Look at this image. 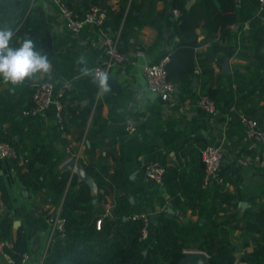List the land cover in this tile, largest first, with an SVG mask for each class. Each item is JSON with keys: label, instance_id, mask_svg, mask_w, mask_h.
Wrapping results in <instances>:
<instances>
[{"label": "crops", "instance_id": "obj_1", "mask_svg": "<svg viewBox=\"0 0 264 264\" xmlns=\"http://www.w3.org/2000/svg\"><path fill=\"white\" fill-rule=\"evenodd\" d=\"M189 1L192 5L196 0H187V3ZM124 2L101 0V5L116 14L122 9ZM72 3L76 11L86 8L83 0H74ZM171 3L172 0H137L132 19L134 22L130 27L126 28L123 35L120 29L111 30L119 33L122 50L132 53L133 57L130 63L113 66L109 70L110 91L104 93L99 86L94 92V82L90 84L87 81V77H94V72L85 76L81 71L85 67L93 70V66L105 58L104 38L97 26L87 25L79 32H71L55 3L50 0H30L28 11L20 23L23 24L28 18L35 26V35L41 39L37 44L34 43L35 50L47 56L51 70L47 74L36 73L17 85L5 82L0 76V103L4 96L12 107L27 105L32 101V93L29 92L32 84L52 77L59 88L66 84L71 88L65 105H68L67 117H75L76 120L70 125L69 131H61L57 107L52 104L42 116L31 119L18 114L9 117L4 126L11 128L18 146L40 149L44 145L45 150H51L48 167L70 170L71 176L76 173L81 180L77 172L64 167L68 159L76 158L88 171L86 165L95 166L101 153L107 155L103 161L109 166V174L105 177L111 184L110 192L94 200L95 206L98 205L96 207L107 212V219L114 218L113 207L119 196L118 185L110 173L117 166H122L129 183L135 189L138 188L133 193H127L136 212L147 208L151 213L155 212L156 216L163 212L178 215L180 221L191 219L197 222L200 218L206 220L211 214L208 208L211 195L209 190L201 191L200 188L204 171L200 153L205 141L212 139L222 142L225 151L223 165L229 168L226 189L229 193L236 194L238 204L232 209L242 217L247 207L256 208L264 203V143L246 138L243 126L237 121L231 122L228 127L221 114L220 121L211 122L205 111L198 106L197 100L202 81L207 80L213 86H220L229 77L225 73H237L245 82L254 79L251 80V86L257 87L256 92L245 100L244 105L247 109H255L262 114L264 93H260L262 87L257 84L258 77L251 78L255 76L254 50L250 42L240 46L239 34L247 30H242L238 23L232 24L226 55L230 71H223L225 62L220 64L217 60L209 62L207 71H203L204 68L198 65L196 76L192 78L186 91L177 88L167 99L162 98L148 89L144 64L157 62L172 50L178 40L173 29L175 15ZM0 6V27L12 30L22 15V6L17 0H0ZM29 13L32 15L28 16ZM147 17L155 18L158 26L147 22ZM207 33L208 28L202 21L197 28L198 38L207 40L198 50H203L209 40L217 38V34L208 36ZM28 35L13 34L10 47L20 45ZM137 49H141L142 54L136 53ZM81 57L85 61L83 64L77 63ZM198 74L202 75L199 77ZM87 104H91L92 111L86 123L80 124L82 119L79 114ZM97 109L104 123L100 126V131H95L98 134L93 132V140L99 143L94 155L88 148L92 143L89 135L94 128L91 124ZM128 115L137 120L135 132L126 128L124 120ZM158 151H163L169 176L172 177L171 187H174L171 189L168 183L161 185L145 176L144 165L150 155ZM26 179L20 176L11 157L0 156V220L6 215L11 216L12 238L17 237L20 229L24 230L28 250L33 259H39L47 247L50 235L46 213L55 209L61 212L65 193L55 201L51 195L46 194L47 183L43 185L41 178H34L37 186L28 183ZM99 191L101 189L98 185V193ZM125 191L126 189L123 192ZM137 207L143 209L136 210ZM225 219L224 215L218 217L224 224ZM247 236L239 227L231 232L234 243L242 251L243 248L251 250L255 245V239L251 237L249 244L245 246ZM242 251L238 252L235 264H249L241 259Z\"/></svg>", "mask_w": 264, "mask_h": 264}, {"label": "trees", "instance_id": "obj_2", "mask_svg": "<svg viewBox=\"0 0 264 264\" xmlns=\"http://www.w3.org/2000/svg\"><path fill=\"white\" fill-rule=\"evenodd\" d=\"M17 1L22 6L23 12L12 32L15 35L24 36L25 33H28L26 39H31L37 44L41 39L38 35H35L36 29L33 23L28 18L23 24L20 23V20L28 11L30 0ZM65 1L78 15H82L92 3L101 5V0H83L86 8L82 11H76L72 3L74 0ZM123 1L125 2L122 9L116 14L102 4L108 12L105 27H109V30L120 29L122 35L127 30L126 28L134 22L132 19L135 16L134 12L137 5V0H130L129 4L127 3L128 0ZM171 4L172 8H179L181 13L173 22L174 33L178 36V40L172 50L166 53L170 57L167 62V74L168 78L176 83L180 91L187 90L192 78L196 76L198 65L204 68L203 71H207V65L210 61L217 60L220 64L225 62L229 51L231 26L238 23L242 30H247V32L241 31L239 34L240 46L250 42L256 58V62L253 63L255 64L253 68L255 76L251 78L258 77L260 84L256 83L262 87L260 93H264V10L259 13L258 0H196L189 7L187 6V0H172ZM30 15L32 13H29L28 16ZM146 21L158 26L155 18L147 17ZM202 21L205 22L208 28L207 35L217 34V38L209 40L203 50H198L207 40V38H198L197 28ZM19 46V44H15L14 48ZM225 74L229 77L226 83H223L224 85L213 86L207 80L201 82L200 93L209 94L217 102L219 111L216 114L217 119L215 121H220L222 117L219 115L221 114L223 116L222 120H226L228 127L233 121H237L243 126L238 112L241 109L246 114L256 117L260 126L264 129V106L261 114V112L257 113L255 109H247L244 105V102L256 92L257 87L255 85L251 86V80L254 79L245 82L237 73ZM198 75L200 77L202 74ZM49 79L56 82L52 77ZM87 81L90 84L93 83V77H87ZM234 83L236 86H234ZM93 86L95 92L98 84L94 83ZM61 88L56 85V93ZM64 88V92L60 95L63 108L59 125L61 131H69L70 125L74 123L76 118L67 117L68 105H65V102L71 94V88L68 86ZM33 90L34 83L29 92L31 91L33 94ZM239 90H242V93H239ZM9 104L11 103L2 96V102L0 103V140L12 142L19 153L27 152L28 157V161L23 163L20 162L19 155L11 157L14 167L19 171L20 176L27 178L26 181L34 186H37L35 180L39 178L43 180V185L47 183L46 194L51 195L53 200L58 201L61 195L65 193L61 213L66 219V231L64 234L56 233L54 235L43 264H182L181 259L185 255V250L188 249L203 250L208 254L207 261L197 264H235L238 252L242 251V248L235 244L231 237V232L236 227L241 228L248 235L245 246L249 244L251 237L255 239V245L251 250L243 248L241 259L249 264H264V203L256 208L247 207L242 217H240L232 209L238 204L236 194L229 193L226 189L229 174L227 166L225 167L222 164L221 169L225 184L214 185L205 189L202 187L204 171L201 176V191L204 189L209 190L211 195V201L208 204L211 214H206L208 215L206 220L200 218L197 222L191 219L180 221L178 215H168L163 212L150 220L148 236L141 238L143 221L130 216L133 212H136L134 210L136 207L132 205L127 194L133 193L138 188L135 189L129 183L123 173L122 166H117L114 172L110 173L113 181L118 185L117 193L119 196L116 205L113 207L114 218L107 219L104 210L96 207L98 205L95 206L94 202L95 198H102L110 192L109 187L111 184L108 183L105 177L109 174V166L103 161L107 155L101 153L95 166L86 165L101 189L98 194H94L87 182L79 179L76 173L71 176L70 170L62 171L59 167H48L47 162L51 156L49 154L51 150H45L44 145L40 149H28L18 146L11 128L4 126L5 121L9 117L18 114L31 119L38 116L23 114V109L31 105L32 101L20 107L14 105L12 107ZM91 111V104H87L82 108L79 114L82 119L80 124L86 123ZM228 116L231 118L229 119ZM103 123L104 120L99 114V109H97L91 124L94 128L89 135L92 138V143L88 148L91 153H95V149L99 145L98 142L93 140V136L98 134L95 131H100V126ZM242 128L244 131V127ZM215 142L210 139L205 141L202 146ZM156 160L167 168L164 184L168 183V186L170 185L169 189L173 188V185L171 187L172 177L169 176L163 151L150 155L147 162ZM124 189H126L125 192H123ZM142 209L137 207L136 210ZM220 211H223V214H220ZM100 215H104V218L101 228L98 229L96 219ZM222 215L226 217L225 224L218 220V217ZM241 221L243 224H241ZM12 225L13 219L11 216L6 215L0 220V238L12 239V244L6 246V250L14 258V264H20L21 254L28 248L27 236L25 231L20 229L17 237L13 239L11 236Z\"/></svg>", "mask_w": 264, "mask_h": 264}, {"label": "built area", "instance_id": "obj_3", "mask_svg": "<svg viewBox=\"0 0 264 264\" xmlns=\"http://www.w3.org/2000/svg\"><path fill=\"white\" fill-rule=\"evenodd\" d=\"M50 1L58 6L59 12L63 16L65 24L71 32L76 33L87 25H94L97 26L99 31L103 34L105 58L99 62V64L93 66L94 73L97 70H103L107 72L109 76V70L113 66L126 65L132 61L133 54L126 52L121 48L119 33L111 31L105 27L104 24L108 18V12L102 5L92 3L82 15H78L65 0ZM258 1V11L261 13L264 10V0ZM172 12L174 13L175 18H177L180 15L181 10L179 8H173ZM136 53L142 54V50L137 49ZM169 58V54H164L157 62L144 64L148 89L164 99H167L170 94L177 89L176 83L168 78L167 62ZM64 87L56 93V85L52 79H41L35 82L32 94V104L23 109V114L42 116L52 104H55L57 107L58 119L60 121L62 119L63 108V102L60 99V95L64 92ZM197 104L209 116L208 118L211 122L216 120L215 117L219 109L214 98L207 93H200ZM238 112L244 127L245 137L258 143H264V129L260 126L258 119L246 114L241 109H239ZM125 124L130 132H135L137 130V120L134 116H126ZM222 145V142L208 143L201 149V159L204 164L202 187L205 189L213 187L214 185L225 184V179L221 174L224 158V148ZM18 155L20 156L22 163L28 161L27 152L19 153L15 144L8 140H0L1 157H16ZM143 170L147 178L164 185V176L167 170L164 164L157 160L149 161L144 165ZM130 216L134 219H141L143 221L141 238H146L148 236L150 220L152 219L151 212L148 210H142L133 212ZM46 217L50 223V235L45 251L39 259H33L31 252L27 248L21 254L20 264H43L47 249L49 248L54 235L56 233L64 234L66 231V219L60 210L55 209L47 211ZM103 218L104 215H100L96 219V227L98 229H100L103 224ZM11 244L12 239L0 238V263H15L14 258L6 250V246Z\"/></svg>", "mask_w": 264, "mask_h": 264}, {"label": "clouds", "instance_id": "obj_4", "mask_svg": "<svg viewBox=\"0 0 264 264\" xmlns=\"http://www.w3.org/2000/svg\"><path fill=\"white\" fill-rule=\"evenodd\" d=\"M13 34L11 29L0 27V76L4 81L17 85L36 73H49L51 70L50 61L47 56L41 55L35 50L34 42L31 39L21 41L18 48L10 47ZM84 62L83 57L77 61L79 64ZM81 71L85 76L93 74V70L86 67ZM108 79L107 72L97 70L93 82L97 83L104 93H107L110 91Z\"/></svg>", "mask_w": 264, "mask_h": 264}, {"label": "water", "instance_id": "obj_5", "mask_svg": "<svg viewBox=\"0 0 264 264\" xmlns=\"http://www.w3.org/2000/svg\"><path fill=\"white\" fill-rule=\"evenodd\" d=\"M191 3L192 2L189 1L187 3V6L189 7L191 5ZM222 69L225 72L230 71V62H229L228 58L225 60V63L223 65ZM64 167L71 168L72 170L77 172L81 176L82 180H85L87 182V184L90 186L91 191L94 194L98 193V184H97L96 180L86 170V168L84 166H82L76 160V158L72 157V158L68 159L65 162ZM155 216H156L155 212L151 213L152 219H154ZM208 258H209L208 254L203 250H187V251H185V255L181 259V263L182 264H185V263L197 264V263L207 261Z\"/></svg>", "mask_w": 264, "mask_h": 264}, {"label": "rangeland", "instance_id": "obj_6", "mask_svg": "<svg viewBox=\"0 0 264 264\" xmlns=\"http://www.w3.org/2000/svg\"><path fill=\"white\" fill-rule=\"evenodd\" d=\"M178 88V87H177ZM188 250H197V249H188ZM187 251V250H186Z\"/></svg>", "mask_w": 264, "mask_h": 264}]
</instances>
